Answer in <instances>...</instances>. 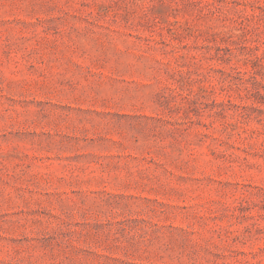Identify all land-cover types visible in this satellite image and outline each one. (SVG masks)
Here are the masks:
<instances>
[{
    "label": "rangeland",
    "instance_id": "1",
    "mask_svg": "<svg viewBox=\"0 0 264 264\" xmlns=\"http://www.w3.org/2000/svg\"><path fill=\"white\" fill-rule=\"evenodd\" d=\"M0 264H264V0H0Z\"/></svg>",
    "mask_w": 264,
    "mask_h": 264
}]
</instances>
